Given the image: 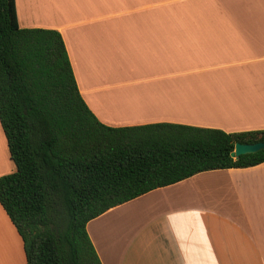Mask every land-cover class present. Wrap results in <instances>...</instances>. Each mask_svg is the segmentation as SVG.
<instances>
[{
    "label": "crops",
    "instance_id": "1",
    "mask_svg": "<svg viewBox=\"0 0 264 264\" xmlns=\"http://www.w3.org/2000/svg\"><path fill=\"white\" fill-rule=\"evenodd\" d=\"M15 9L20 27L60 32L79 93L106 125L264 129V0H15ZM14 170L0 125V176ZM86 230L101 264H264V161L153 189ZM0 264H26L1 204Z\"/></svg>",
    "mask_w": 264,
    "mask_h": 264
},
{
    "label": "trees",
    "instance_id": "2",
    "mask_svg": "<svg viewBox=\"0 0 264 264\" xmlns=\"http://www.w3.org/2000/svg\"><path fill=\"white\" fill-rule=\"evenodd\" d=\"M0 125L15 164L0 176V204L26 264H101L89 220L198 172L264 161V149L230 155L236 142L264 141V129L102 123L79 93L60 32L20 27L15 0H0Z\"/></svg>",
    "mask_w": 264,
    "mask_h": 264
},
{
    "label": "water",
    "instance_id": "3",
    "mask_svg": "<svg viewBox=\"0 0 264 264\" xmlns=\"http://www.w3.org/2000/svg\"><path fill=\"white\" fill-rule=\"evenodd\" d=\"M264 149V141H257L253 143L236 142L234 149L230 152L233 158H237L240 154L254 153Z\"/></svg>",
    "mask_w": 264,
    "mask_h": 264
},
{
    "label": "rangeland",
    "instance_id": "4",
    "mask_svg": "<svg viewBox=\"0 0 264 264\" xmlns=\"http://www.w3.org/2000/svg\"><path fill=\"white\" fill-rule=\"evenodd\" d=\"M18 7V6H17Z\"/></svg>",
    "mask_w": 264,
    "mask_h": 264
}]
</instances>
